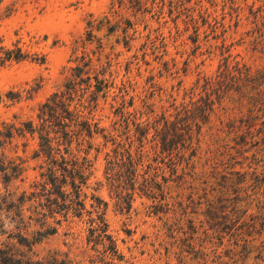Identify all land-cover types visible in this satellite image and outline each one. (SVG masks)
I'll return each mask as SVG.
<instances>
[{
	"label": "rangeland",
	"instance_id": "rangeland-1",
	"mask_svg": "<svg viewBox=\"0 0 264 264\" xmlns=\"http://www.w3.org/2000/svg\"><path fill=\"white\" fill-rule=\"evenodd\" d=\"M0 47V160L5 168L0 169V243L6 247L15 243L10 234L16 226L29 237L40 228L28 218L30 201L18 213L14 208V199L29 194L40 180L44 163L36 155L38 134L25 124L38 122V107L61 88L80 56L88 55L107 80L94 119L107 131L117 126L115 134L125 138V129L115 123L121 121V104L128 112L172 110V103L182 101L198 77L212 74L225 57L264 67V0H0ZM3 49L20 52L23 59L1 61ZM249 115L244 108L242 114L234 110L221 116V122L212 118L220 128L214 148L227 152L224 159L232 157L229 167L226 159L221 162L217 174L203 152L185 180L178 176L180 167L174 171L167 158L166 163L157 158L152 171L170 187L161 203L140 193L130 205L119 201L104 173L110 145L102 148L101 136L90 140L93 172L83 189L85 207L90 211V204L101 200L109 235L105 243L111 242L115 252L97 243V225L89 222L95 214L88 212L66 220L56 214L60 223L49 219L55 233L31 248L15 244V250L32 259L58 255L71 264H240L242 239L251 237L239 235L240 213L231 188L237 187L233 183L241 166L264 172V108L251 113L255 136L247 143L237 144L241 131L233 130H246L241 121ZM228 171L238 172L228 180ZM255 185L251 180L249 189ZM252 244L248 263L256 262L264 232Z\"/></svg>",
	"mask_w": 264,
	"mask_h": 264
},
{
	"label": "trees",
	"instance_id": "trees-1",
	"mask_svg": "<svg viewBox=\"0 0 264 264\" xmlns=\"http://www.w3.org/2000/svg\"><path fill=\"white\" fill-rule=\"evenodd\" d=\"M2 53L1 61L23 59L20 52L14 54L12 50L3 49ZM77 61L70 68L61 88L52 92L38 107V122L30 120L25 124L29 132L38 134L40 148L36 155L43 156L44 163L40 165V180L29 194L22 193L14 199V208L18 213L22 204L30 201L32 211L28 218L40 228L33 230L29 237L16 226L17 231L10 234L15 243L6 247L0 243V264H71L58 255L32 259L14 248L15 244L31 248L45 235L55 233L57 228L51 225L49 219L60 223L61 219H56V214L66 220L69 215L82 217L85 212L94 213L95 217H90L89 222L97 225V243L104 244L107 251L115 252L111 242V246L105 243L109 235L105 233L107 224L99 205L101 200L96 198V202L90 204V211L85 207L83 189L93 172V160L89 157L92 148L90 140L101 136L102 148L110 145V150L105 153V179L115 197L119 201L126 200L130 205L136 193L153 201L164 200L170 187L165 177L159 182L157 174L152 171L157 158L161 157L164 163L167 158L174 171L180 167L178 176L184 180L187 170L194 169L201 152L206 155L215 174L225 159L224 162L229 165L230 154L224 159L227 152H218L214 148L219 140L216 136L220 128L212 125L213 117L217 116L221 122V116L234 110L242 114L246 108L250 115L248 120L241 121L246 123V130L233 128L234 131H241L238 134L241 140L237 144L247 143V137L255 136L250 118L254 110L264 108V67L255 69L225 57L212 74L199 76L184 92L182 101L172 103V110L154 112L135 109L128 112L124 110L126 105L121 104V121L115 123L125 129L123 138L115 134L114 131L119 130L117 126L107 131L94 119L98 99L107 88L104 71L86 54ZM229 120L234 122L235 118ZM205 128L209 133L208 139ZM0 169L5 170L2 160ZM238 171H241L238 174L240 178L236 176L233 183L237 187L231 188L235 191L232 201L240 213L239 235H247L251 240L242 239L244 244L240 252L243 256L237 258V263L240 260V264H264V245L256 247L259 248L256 262L248 263L253 239L264 232V172L258 174L255 170H244L242 166ZM238 171H228L226 179L229 180L230 175ZM201 173L196 172V176ZM251 180H255L254 191L249 189ZM252 207L253 212L248 214Z\"/></svg>",
	"mask_w": 264,
	"mask_h": 264
}]
</instances>
